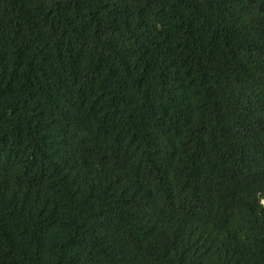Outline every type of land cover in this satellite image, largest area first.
<instances>
[{"label":"trees","instance_id":"trees-1","mask_svg":"<svg viewBox=\"0 0 264 264\" xmlns=\"http://www.w3.org/2000/svg\"><path fill=\"white\" fill-rule=\"evenodd\" d=\"M0 264H264V0H0Z\"/></svg>","mask_w":264,"mask_h":264}]
</instances>
